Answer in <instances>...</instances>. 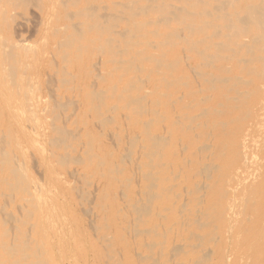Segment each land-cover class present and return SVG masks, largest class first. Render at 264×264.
<instances>
[{
	"label": "bare ground",
	"instance_id": "obj_1",
	"mask_svg": "<svg viewBox=\"0 0 264 264\" xmlns=\"http://www.w3.org/2000/svg\"><path fill=\"white\" fill-rule=\"evenodd\" d=\"M14 5L42 11L36 41L29 37L37 26L18 22ZM114 69L120 78L112 82ZM168 69H177L173 77ZM148 83L163 97L158 104L144 102L155 97ZM129 87L135 93L124 103L135 104L145 146L138 133L124 137L121 152L134 170L117 184L115 199L126 200L114 207L127 220L118 228L102 221L99 264L264 263V0H0V264L70 257L65 238L40 234L69 223L48 202L50 184L57 167L84 207V170L65 160L80 158L89 114L95 127L112 119L118 105L100 98ZM93 126L84 153L98 138ZM105 138L116 134L107 128ZM121 185H131L127 195ZM238 192L255 200L240 230ZM121 234L139 235L138 244Z\"/></svg>",
	"mask_w": 264,
	"mask_h": 264
},
{
	"label": "rangeland",
	"instance_id": "obj_2",
	"mask_svg": "<svg viewBox=\"0 0 264 264\" xmlns=\"http://www.w3.org/2000/svg\"><path fill=\"white\" fill-rule=\"evenodd\" d=\"M8 4L13 5V3ZM12 13L14 18H16L18 22L26 23L31 27H35V25L37 26L35 36L33 37L32 35H30L32 37H29V40L36 41V37L38 34L37 30L41 29V24H38V20L42 16V11L35 6L29 5L25 9H20L19 7L14 5ZM41 32L42 31L40 30L39 33L41 34ZM28 36L29 35H27V38ZM176 71L177 69H168L166 73L169 77H173ZM112 72L115 73L114 78H112L110 73L109 79H111V81L113 82L118 77L120 78V74L119 70L114 69L112 70ZM212 83V80H210V85ZM78 84L83 85L80 82H78ZM189 85L190 88L193 87V83H191L190 81ZM213 86L214 84L210 86V95L213 93ZM85 87V85L80 86L81 97L87 96V90ZM144 88L149 90L150 94L154 93L155 95V97L152 95H147L144 99L145 103L148 102L149 104H158L159 102H155L156 99H163L161 94L158 93L159 91H151L152 83L145 84ZM134 93L135 92H133L129 87V89L127 90V94L124 96L115 95L112 98H106L104 95L102 98H100L101 103L111 106L114 104L118 105L117 109H113V113L110 117L107 115L108 118H111L113 116L112 119H109V121H107L103 125L101 124L100 127H95L92 124V115L89 114L87 121H85V123H81V126L79 127L81 136H79L77 139H80V143L83 142L82 138L87 125L93 126L98 135L97 140L93 141V148L90 152L86 151V153H84V150L82 152V144L80 145L79 143L77 144V147H75V149L78 148L77 150L80 151V158L74 161L65 160V163L68 164L70 170H84V173H82V177L84 180L79 184L80 188H83L84 194H82V198L85 200L83 202L84 207L81 205V198L76 193L75 181L72 180L69 175L63 173L62 170H58L56 167V170L58 171V179L55 177L53 182L50 184L51 189L49 190L50 198L48 199V202L50 204L56 203L55 212L60 215L63 220H68L69 223H67L63 227L59 226L58 224L48 226L45 230L40 232V234L43 233L45 236L47 235L51 239L55 237H63L67 240L66 242H68V244L71 246L72 252L69 253L68 256L70 257H68L65 262L61 260L62 264H99V260H97V257L101 255L102 248L104 246L99 240V237L102 235V229L100 228L102 221L106 220L109 222L110 227L118 228L124 221L127 220V218L124 220V217L120 218V214L117 212L116 207H114V201L118 200L120 201V203L125 202L126 198L115 199V189L117 184L120 183V180L131 177V174L134 170V167H131L129 159L132 157V155L124 157L121 152V148L123 146V143L125 142L124 137L132 133H138L141 137L138 146H145L144 129L140 125V115L135 110V104L127 105L126 103H124L125 98H127L130 94L134 95ZM41 95L42 96H40L39 99H43V102L41 104H44L46 102L44 93H42ZM125 105H127V107L119 109L121 106ZM69 109H64L62 111V114H68L70 111ZM97 117L102 119V117H105V114L99 113ZM107 128L113 130V132H115L116 134V139H114L113 141H109L105 138V132ZM185 146L186 148H192V145L190 144H186ZM134 148L135 146L131 145V147H129V150ZM75 149L72 150V152H74ZM158 158L159 157L154 154L153 161H157ZM109 159H111L114 163L112 171L110 169V173L108 172L109 167L107 165V160ZM97 160L101 161V165L96 164ZM139 162L141 164L140 169L142 168V170H145L146 156L144 155L143 157H141L139 159ZM34 163V161H30V169H32L30 171L34 172V175H37V179L40 181L42 175H39V172L37 170L38 167H36L37 164ZM38 176L40 178H38ZM70 187H74V190L71 191L70 196L68 197L66 195H68L67 192L69 191L68 189H70ZM138 188L139 186L135 187L134 190H137ZM130 189L131 185H127L125 187L121 185V187L119 188V190L124 191L125 195H127ZM239 194H241L240 197ZM235 197L236 201L241 204V213L239 214L240 221L237 222V227L240 230L239 225L241 224V222H244L247 225V220L244 218V215L251 210V207L254 205L255 200L252 199L253 196H251L250 194L245 195L241 192H238ZM91 213L92 217L90 218L89 215ZM147 221L148 219L146 215L140 216L139 222H142V224H144ZM121 239L126 243L138 244L140 238L139 235L135 234H121ZM111 244L112 243H109L105 245V247ZM63 246L64 245H61V247ZM62 249L65 250V248ZM44 260H46V257H44ZM106 264L108 263L106 262ZM118 264H123L119 262V257Z\"/></svg>",
	"mask_w": 264,
	"mask_h": 264
}]
</instances>
